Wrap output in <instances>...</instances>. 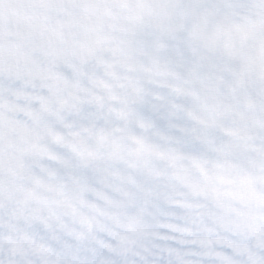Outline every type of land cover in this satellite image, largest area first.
I'll return each instance as SVG.
<instances>
[{
    "label": "snow or ice",
    "instance_id": "snow-or-ice-1",
    "mask_svg": "<svg viewBox=\"0 0 264 264\" xmlns=\"http://www.w3.org/2000/svg\"><path fill=\"white\" fill-rule=\"evenodd\" d=\"M0 264H264V0H0Z\"/></svg>",
    "mask_w": 264,
    "mask_h": 264
}]
</instances>
